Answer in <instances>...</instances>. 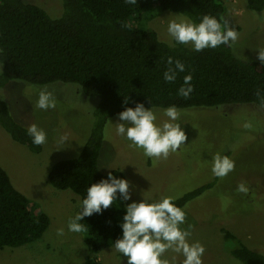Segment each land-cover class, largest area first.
Instances as JSON below:
<instances>
[{
	"label": "trees",
	"instance_id": "trees-1",
	"mask_svg": "<svg viewBox=\"0 0 264 264\" xmlns=\"http://www.w3.org/2000/svg\"><path fill=\"white\" fill-rule=\"evenodd\" d=\"M60 2L58 14L62 15L53 17L35 3L0 0V88L16 80L38 86L73 83L98 100L90 132L78 153L57 161L48 173L55 188L70 189L82 200L92 182L107 176L99 168L107 121L125 107H134L135 102L151 107L149 98L154 107L176 105L179 109L251 103L264 106V62L239 58L227 46L202 52H194L188 45L170 47L174 42L146 26L160 11L183 13L196 22L204 14L226 18L224 0H137L136 5L125 0ZM246 2L252 10L264 9V0ZM169 56L187 66L172 84L163 80ZM189 72L195 87L190 98L184 99L176 93ZM125 96L130 99L128 105H124ZM0 124L32 152L43 151L44 145L32 144L27 126L4 102L0 104ZM111 171L127 178L120 168ZM206 187L185 193L175 203L184 207ZM122 215L123 209L113 205L103 215L85 218L89 254L81 264H101L100 252L112 246L121 233L118 220ZM50 223V216L15 187L0 165V251L39 240ZM222 231L234 258L243 264H264L263 252L249 248L230 230Z\"/></svg>",
	"mask_w": 264,
	"mask_h": 264
},
{
	"label": "rangeland",
	"instance_id": "rangeland-1",
	"mask_svg": "<svg viewBox=\"0 0 264 264\" xmlns=\"http://www.w3.org/2000/svg\"><path fill=\"white\" fill-rule=\"evenodd\" d=\"M24 1L43 7L53 17L62 15L58 14L62 9L60 0ZM224 3L226 18L239 33L236 51L232 53L242 59L260 61L258 50H264V9L252 10L246 0H224ZM173 14L190 18L183 13L160 11L146 26L169 41L168 22L177 18ZM2 69L0 63V72ZM44 86L56 97L55 109L43 111L33 107L37 89ZM2 102L19 122L27 127L36 123L48 133L43 151L35 153L12 139L0 124V165L7 170L15 187L50 216L51 223L39 240L1 250L0 264H81L89 254L85 236L67 228L69 217L78 211L81 197L70 189L55 188L48 173L54 163L78 153L90 132L98 100L88 97L73 83L38 86L16 80L0 88ZM180 110L188 136L186 144L167 159L155 162L146 158L142 149L129 147L130 142L116 134L110 120L116 123L118 114L109 118L99 157L100 170L108 173L120 168L133 185V199L140 198L141 190L153 199L164 195L179 198L206 185L200 195L184 206L187 223L194 225L191 240L206 247L203 264H234L238 260L228 251L223 228L249 248L264 253V106L227 104ZM159 116L161 121L166 119L162 113ZM59 135H67L72 142L59 146L56 142ZM216 153L229 155L236 164L234 171L224 178L215 177L211 171ZM241 182L249 186L247 195L236 191ZM61 228L63 236L57 234ZM173 256L174 264H182L183 256L171 251L164 259L173 264ZM99 258L101 264L127 261L113 245L104 248Z\"/></svg>",
	"mask_w": 264,
	"mask_h": 264
},
{
	"label": "clouds",
	"instance_id": "clouds-1",
	"mask_svg": "<svg viewBox=\"0 0 264 264\" xmlns=\"http://www.w3.org/2000/svg\"><path fill=\"white\" fill-rule=\"evenodd\" d=\"M125 3L136 5L137 0H125ZM173 15L177 18L171 19L167 25V33L171 42H174L170 43V47L188 45L192 51L202 52L205 49L227 46L235 53L239 33L226 18L204 14L196 22L181 14ZM258 58L264 62V50H258ZM186 70L184 62L169 56L163 80L172 84ZM192 80L193 76L189 72L183 77V84L176 94L184 99L190 98L195 87ZM148 101L151 107H146L143 102H135L134 107H125L118 113L117 122L110 120V124L115 126L118 136L130 142L129 147L142 149L143 155L155 162L167 159L170 153L181 150L188 136L182 126L181 110L176 105L156 108L149 98ZM129 103V97L125 96L124 105ZM56 106V97L47 86L37 89L34 109L47 111ZM160 113L166 117L165 120H160ZM27 135L35 146L45 145L48 141L47 131L36 123L27 127ZM56 142L63 146L72 141H69L67 135H59ZM235 167V161L229 155L216 153L212 157L211 171L215 177L224 178ZM133 191L129 179L109 170L106 177L87 187L86 196L77 203L78 211L68 219V231L87 234L89 229L84 223L85 218L103 215L115 205L117 209H123V215L118 220L121 233L112 242L114 249L127 258L126 264H170L169 260L164 259L169 251L182 255V264H203L206 247L198 240H191L194 225L187 223L185 208L175 203L177 197L164 195L153 199L141 190L140 198L133 199ZM236 191L247 195L250 189L246 183L241 182ZM117 202L120 207H117ZM107 223L110 225L111 221ZM57 234L63 236L64 230L59 229ZM175 260L176 257L173 256V264ZM234 264H239V261L234 260Z\"/></svg>",
	"mask_w": 264,
	"mask_h": 264
}]
</instances>
